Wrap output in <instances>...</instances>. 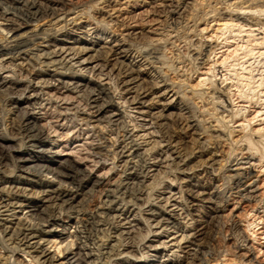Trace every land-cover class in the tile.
Wrapping results in <instances>:
<instances>
[{"label":"bare ground","instance_id":"1","mask_svg":"<svg viewBox=\"0 0 264 264\" xmlns=\"http://www.w3.org/2000/svg\"><path fill=\"white\" fill-rule=\"evenodd\" d=\"M99 1L0 0V58L2 59L0 70L5 71V77L0 78V97H5L3 100L6 99V105H4H9L7 112L11 117L9 128L0 124V186H2L0 188V264H27L25 259L17 258L19 254L30 257L34 264H96L98 259H106L110 262L113 257H118L117 263L120 264H146L150 258H157L156 246L147 247L149 251H155L156 255L151 256L145 252L146 256L141 255L137 258L136 255L142 253L140 247H137L139 244L132 245L134 242L130 241V231L124 232V225L127 223L121 224L118 221L124 212H128L127 209L124 211V206L132 202L130 197L142 183L141 178L148 177L144 175L147 170L146 163L149 161L147 153H150L154 147L161 149L163 153L164 162L160 160L157 163H167L164 169L166 173H178L182 176L174 177V180L179 182V188L182 183L185 184V191L180 190V196L184 193L185 199L183 203L182 199L179 205L178 198L171 200L174 197L172 195L164 199L166 201L164 206L154 204L160 195L154 201L150 200L153 203L144 201L149 205L150 217L142 220L146 224L143 240L152 233L150 229L153 222L155 226L160 225L159 228L165 226L164 230L171 223L172 229L177 230L174 234L180 233V236L170 238L169 246L162 244L161 250L165 251L168 248L176 259L180 257L175 252L185 253L184 259L190 258L192 264H196L205 253V247L200 243L206 234L205 230L214 223L217 214L221 211V207L214 202L217 192L211 190L206 194L205 188L198 181L195 184L189 181L187 172L193 168L190 170L187 163L189 161H186L187 154H182L179 149L181 137L179 139L178 135L171 133L173 124L179 126L184 123L182 127L190 131L201 128L203 133H207L209 128L204 127V123L200 120H197V125L192 126V117L190 118L188 114L193 110L190 111L192 107L187 102L185 94L180 91V84L178 87L173 83L166 84V77L163 86H159L160 83L156 81H147L145 71L149 63L160 65L159 69L153 68L156 74L164 66L162 48L151 43L142 47L125 46L114 39L109 40L108 36L103 41L102 33L90 32L91 28L82 31L84 27L76 23L77 18H72L79 14L92 18ZM249 2L248 6L244 2L239 3L240 5L227 6L224 14L230 18L229 21L244 23H247V20L245 15L240 13L241 11L254 15L264 14V4H249ZM174 4L164 15L172 25L177 26L181 23L183 10L188 5L185 4V0L176 1ZM234 8L235 12H233ZM69 18H72L73 24H76L73 29H68L73 25L69 24ZM127 36L123 40L132 43L135 33ZM33 43L41 48V52L34 57L38 60V65L59 66L63 71L50 75L40 71L31 72L25 69L22 63L13 64L15 56L26 54L27 48ZM195 48L194 62L204 54L201 45ZM127 60L129 61L126 63ZM76 70L79 74H87V79L72 77ZM17 73L20 74L19 79L16 78ZM38 77H48V79L39 80ZM106 80L108 83L100 84ZM92 84L94 86H91ZM80 92L84 93L82 95L85 98L82 96L83 100L80 99L75 107L66 106L62 110L55 106L57 100H74L73 95ZM212 104L217 106L219 102ZM49 106L54 109L58 117H61L64 125L61 126L63 130L61 137L65 136L70 141L71 137L81 135L78 132L68 137L70 131L76 129L78 125L85 127L83 134L90 137L88 158L94 163L111 160L110 170L120 169L116 180L105 176H93L88 167L81 169L74 160L59 158V152L53 150L58 142L49 137L50 129L53 127L47 125L48 123L45 124L44 108ZM131 109L136 111V118L130 116ZM210 118L218 127V130H212L217 134L215 137L221 138L223 118L214 116ZM126 119H130L129 124L132 123L130 130L127 128ZM113 127L116 128V133L118 130L116 137L112 138L110 136L112 134H109L107 138L105 133L107 131L112 133ZM136 132H148L147 135L156 137L151 150L142 152L141 146L146 141L142 136L134 135ZM261 137L264 139V135ZM247 146L248 152L256 149L260 159H264V151L261 152L250 139L247 140ZM230 162H237L235 166L239 164L236 159ZM8 164L11 170L7 168ZM152 164L155 165L154 162ZM241 170H233V174L226 177L231 186L237 189L243 180L247 181L249 178V173ZM159 182L153 183L152 188L158 186ZM30 187L36 190L32 191ZM167 193L171 194V192ZM95 194H99L100 200L92 212L78 209ZM28 195L35 197L34 200H30ZM115 200H119L121 207H116ZM169 200L173 201L174 205L185 206L183 219H187L185 222L187 229L175 228L179 225L178 220L182 215L168 213L169 218L166 220L163 218L166 216L165 210ZM138 206V211L142 212L141 205ZM195 207H202L203 210H194ZM23 210H28L29 216L25 213L23 215ZM110 212L115 215H111ZM2 217L7 218L2 220ZM170 218L173 219L172 222H169ZM150 220L152 224H149ZM68 222H71L70 229L73 230L66 232L65 227ZM56 227L63 229L59 230ZM111 234H114L115 246L110 245ZM97 236L101 237L102 240L99 241L102 242L97 246L94 245L95 250H90L88 245L91 244L93 247ZM106 242L107 251L104 253L102 251ZM46 245H50V249L54 248L52 254L48 253ZM158 264L183 263L161 260Z\"/></svg>","mask_w":264,"mask_h":264},{"label":"rangeland","instance_id":"2","mask_svg":"<svg viewBox=\"0 0 264 264\" xmlns=\"http://www.w3.org/2000/svg\"><path fill=\"white\" fill-rule=\"evenodd\" d=\"M176 1L183 0H100L98 5H96L95 12L93 11L92 13V18L80 14L72 18H77L76 23L84 27L82 31L85 28H91L90 32L102 33L104 35L102 37L103 41L108 36L109 40L114 39L125 46L135 45L142 47L151 43L157 44L158 48H162L164 66L156 74L153 68L159 69L160 65L149 63L145 71L147 81H156L158 84L160 83L159 86H163L165 83L163 80L166 77V84L173 83L176 87L180 84V91L185 94L187 102L191 105L192 109L190 111L192 112L193 110V114H188L190 118L192 117V126L197 125V120H200L204 123V127L209 128L207 133H203L201 128L194 131L183 128L184 123L179 126L175 124L171 126V133L178 135L179 139L181 137L182 142L179 149H181L182 154H187L186 161H189L187 163L190 170L193 168V170L187 172L190 177L189 181L192 184L198 181L205 188L206 194L210 193L211 190L217 192L214 202L221 207L216 220L205 230L206 234L201 239L200 243L204 245L205 253L196 264H264V159H260L256 149L248 152L247 146V140L250 139L261 152L264 151V139H261V135H264V14L254 15L247 12L242 13L241 11L240 13L243 16L245 15L247 23L229 21L230 18L224 14L225 9L230 5L244 2L248 6L249 1V4L263 5L264 0H185V4L188 6L183 10L181 23L175 26L171 24L172 22L164 14L171 6L175 5ZM233 12H235V8ZM72 18H69V24H73ZM75 25H70L68 29H73ZM134 33L135 37L132 36L134 37V40H131L132 43L129 42V44L123 40L124 38L126 39L128 34L134 35ZM200 45L204 49V54L194 62L195 47ZM40 50L41 48L33 43L27 48L26 54L15 56L13 64L20 65L22 63V66L31 70V72L40 71L50 75L61 73L63 70L59 66L48 65L46 67L43 66L44 64H37L38 60L34 57H37L36 55L41 52ZM1 60L0 58V63ZM129 60L125 62L127 63ZM173 66L174 68H169ZM4 72L0 70V78L5 77ZM19 76L20 74L18 75L17 73L16 78L19 79ZM87 76V74H79L78 71L74 75L72 74V77L76 79H87ZM38 78L39 80L48 79V77ZM21 79L26 80L25 78ZM67 80L69 79L65 81ZM106 83H108L107 80L100 82L101 85ZM91 86H94V84ZM82 94L84 93L80 92L73 95L74 100H57V105L55 104V106L62 110L66 106L75 107L80 99L83 100L82 96L84 95ZM3 98L0 97V124L7 125L9 128L11 117L7 110L10 107L9 105L5 106L6 99L3 100ZM216 101L219 102L217 106L212 104ZM44 109V112H46L45 124L48 123L47 125L50 124L53 127V129H50L49 137L58 142L53 150L59 152V158L74 160L81 169L88 167L93 176H105V178L116 180L120 169L111 171V160L105 163L100 161L94 163L91 158H88L90 152L87 149L89 148L88 139L90 137L83 134L85 127L78 125L76 129L70 131L71 133L67 134L68 137L78 132L81 135L79 137H71V140L68 141L67 137H61L63 132L61 117H58V114L54 113V109L50 106ZM129 111L131 117H137L135 110L131 109ZM211 116L219 119L223 118V127L220 130L222 133L221 138H216L217 134L213 133V131L218 130V127L210 118ZM125 121L126 125H128V130H130L132 128V123L129 124L130 119ZM180 128L183 129L181 130ZM111 129L112 133L108 131L105 133L107 138L109 134H112L110 136L113 138L118 133V130L117 133L115 132V127ZM136 134L142 136L146 141L141 146L143 148L142 152L151 150L150 148L154 144L156 137L147 135L148 132L134 133V135ZM147 154L149 161L146 163L147 170L144 175L148 177L141 178L142 183L138 186L140 190H137L138 188L135 189L132 192L134 196L131 195L130 197L134 203L129 202L124 206V211L127 209L128 212H124V215L120 216L118 221L121 224L127 223L124 225V232L130 231V241L135 243L132 245L136 246V243L139 244L137 247H140L139 249L142 250V253L136 255L137 258H140L141 255L146 256L144 255L145 252H148L151 256L156 255L155 251H149L147 247H157L159 255L157 253V258H150L146 264H158V261L161 260L192 264L190 258L184 259L185 253L178 254V252H175L180 257L176 259L168 248L165 251L161 250V245H167L171 240L170 238L180 236V233L174 234L177 230L172 229L173 225L171 223L164 230L165 226L159 228L160 225L155 226L153 222L150 229L152 233L143 240L146 224L142 220L150 217V212H148L150 208L145 202L154 201L160 195L158 200L161 202L159 203L158 200H155L154 204L156 206H158L157 204L164 206L165 200L174 195L171 200L178 198L177 202L180 205L181 200L183 199V203L185 199L184 193L180 196V190L185 191L186 189L184 183L179 188V182L174 180V177L181 178L182 176L178 173H166L164 169L167 163H157L160 160L164 162L161 149L154 147ZM234 159L239 161L238 166H235L237 162H230ZM153 162L155 165L152 164ZM151 166L152 168H150ZM7 168L11 170L10 164L7 165ZM238 169L246 170L249 173V178L247 181L243 180L241 186L237 189L231 186L226 177L229 174H233V170ZM164 173L166 174L164 175ZM23 177L25 178L26 176ZM27 179L31 180L32 178ZM32 181L36 180L32 179ZM158 182L160 184L152 188L153 183ZM248 184L251 185L247 186ZM230 187L231 190L229 191ZM29 189H33L32 191L36 190L34 187ZM167 192H171V194ZM98 195L95 194L88 198V201L82 203L78 209L92 212L95 205L98 204V200H100ZM28 198L34 200L35 197L29 196ZM147 198L150 199L148 200ZM171 200L166 205V216L163 218L165 220L169 218L168 213L170 215H173V213H177L178 216L182 215L181 219L178 220L179 225L175 226V228L187 229L185 226L187 219H183L185 216L183 213L186 211L185 206L174 205ZM118 201L115 200L114 204H117L116 207H121ZM152 201L150 203H153ZM136 205H141L142 212L138 211L139 206L137 207ZM173 210L174 212H172ZM194 210L202 211L203 209L201 207ZM24 213L27 214L26 216L30 214L28 210H23V215ZM110 214L115 215L112 212ZM6 218L2 217V220ZM172 221L173 219L170 218L169 222ZM149 224H152L151 220ZM71 226V222H68L65 227L66 232L73 230L70 229ZM56 229L61 230L63 228L56 227ZM110 236L112 237L110 245L115 246V242H113L114 234ZM97 237V241L95 240V243H97H94L93 247L91 244L88 245L90 250L96 249H94V245L101 244L102 241H99L101 237ZM107 244L106 242L102 251L104 253L107 251ZM45 247L48 253H53L54 248L50 249V245ZM119 250L121 251L122 249L120 248ZM165 255L167 257H164ZM18 257L19 260L25 259L27 264H34L31 262L30 257L23 254H19ZM113 258L110 262L107 260L109 263L106 259H98L96 262H100L99 264H104L103 262L120 264L117 263L118 257Z\"/></svg>","mask_w":264,"mask_h":264}]
</instances>
